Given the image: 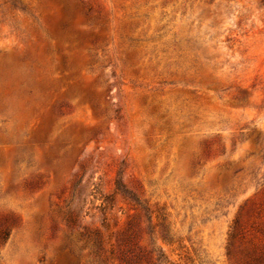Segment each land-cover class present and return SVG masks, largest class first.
<instances>
[{"label":"rangeland","instance_id":"374dc122","mask_svg":"<svg viewBox=\"0 0 264 264\" xmlns=\"http://www.w3.org/2000/svg\"><path fill=\"white\" fill-rule=\"evenodd\" d=\"M244 206L264 0H0V264H240Z\"/></svg>","mask_w":264,"mask_h":264},{"label":"trees","instance_id":"16d2710c","mask_svg":"<svg viewBox=\"0 0 264 264\" xmlns=\"http://www.w3.org/2000/svg\"><path fill=\"white\" fill-rule=\"evenodd\" d=\"M246 206H244L239 212L237 218L234 221L232 230L229 235L227 255L231 260L239 257L242 252L246 253V258L240 259V264H264V247L255 243V237L244 243V230L243 224L245 221ZM244 249H240L243 245H246ZM240 249V250H239ZM125 259V258H124ZM123 264H131L129 259L122 260Z\"/></svg>","mask_w":264,"mask_h":264}]
</instances>
